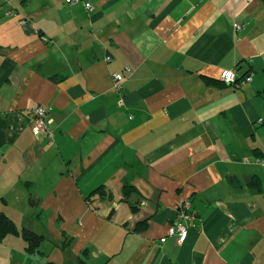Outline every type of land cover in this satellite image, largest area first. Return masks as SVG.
<instances>
[{
  "label": "crops",
  "instance_id": "0c3cea01",
  "mask_svg": "<svg viewBox=\"0 0 264 264\" xmlns=\"http://www.w3.org/2000/svg\"><path fill=\"white\" fill-rule=\"evenodd\" d=\"M244 155L264 157L261 0H0V214L41 236H3L0 264H264V166Z\"/></svg>",
  "mask_w": 264,
  "mask_h": 264
},
{
  "label": "built area",
  "instance_id": "2783aa9c",
  "mask_svg": "<svg viewBox=\"0 0 264 264\" xmlns=\"http://www.w3.org/2000/svg\"><path fill=\"white\" fill-rule=\"evenodd\" d=\"M69 4L79 3L81 0H66ZM83 6L91 11L93 6L88 3H83ZM9 14L8 11L5 12V15ZM239 26L236 25V29ZM108 60L109 57H106ZM126 71H129L128 67L125 68ZM111 78L113 81V87L115 90L119 91L122 89L123 74L120 72H112ZM220 80L228 85L246 83L251 80L250 76L243 77L240 81L237 80L236 71L234 69H226L221 71ZM30 118V128L34 136L41 134H46L48 138H53V133L48 129V111L43 106H34L29 111ZM260 122V121H259ZM241 162L243 164H254V165H263L264 166V157L257 155H244L241 157ZM196 226V215L193 210L190 208L189 200L182 201L176 210V217L173 223L168 227L166 231V236L172 237L174 241L181 245L185 242L188 234V230Z\"/></svg>",
  "mask_w": 264,
  "mask_h": 264
},
{
  "label": "trees",
  "instance_id": "16d2710c",
  "mask_svg": "<svg viewBox=\"0 0 264 264\" xmlns=\"http://www.w3.org/2000/svg\"><path fill=\"white\" fill-rule=\"evenodd\" d=\"M264 4V0H261ZM137 191L130 185H125L122 188V199L125 200L131 210L133 212H136L138 209V202H137ZM132 197H136L135 201L132 199ZM21 235L22 239L26 243V250L27 251H33L36 248H38L39 243L41 241V236L28 230V229H22L20 232L17 230L15 224L6 216L3 214H0V239L7 235ZM78 264H86L83 259H79Z\"/></svg>",
  "mask_w": 264,
  "mask_h": 264
},
{
  "label": "rangeland",
  "instance_id": "374dc122",
  "mask_svg": "<svg viewBox=\"0 0 264 264\" xmlns=\"http://www.w3.org/2000/svg\"><path fill=\"white\" fill-rule=\"evenodd\" d=\"M27 223V222H26ZM25 223V226L27 227V228H29L28 230H30V228H33V227H35L36 225L33 223V222H28L27 224ZM20 228V227H19ZM6 259V258H5Z\"/></svg>",
  "mask_w": 264,
  "mask_h": 264
}]
</instances>
